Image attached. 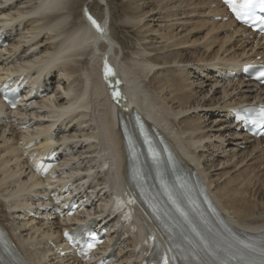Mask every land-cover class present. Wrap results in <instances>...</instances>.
<instances>
[{"label": "bare ground", "instance_id": "bare-ground-1", "mask_svg": "<svg viewBox=\"0 0 264 264\" xmlns=\"http://www.w3.org/2000/svg\"><path fill=\"white\" fill-rule=\"evenodd\" d=\"M92 1L91 9L95 2L103 8V17L97 18L107 26L105 36L83 21L76 29L65 30L74 20L71 2L69 6L64 0H0V31L14 36L0 52V81L26 73L33 75L38 90L49 84L48 96L27 97L19 110L10 111L0 102V223L21 252L32 264H85L62 256L50 243L60 245L63 231L88 220L90 214L96 225L109 229L107 236L113 242V248L106 246L102 255L115 256L114 264L139 263L141 230L125 227L108 209L113 192L133 190L119 119L134 108L167 133L184 165L201 173L233 223L264 231V210L250 208L248 204H253L235 189L244 185V177L228 174L222 184L210 173L215 156L242 160L247 148L264 146V138L247 135L231 117L232 108L264 102V86L228 75L230 69L257 56L264 60V40L237 24L220 0H120L127 13L124 24L138 28L145 43L135 52L137 56L128 58L113 34L110 1ZM192 13L202 14L225 37L205 35L190 41L184 30ZM218 16L229 18L215 19ZM188 47H196L199 60ZM104 56L123 82L126 100L121 106L112 103L102 81ZM220 91L221 96L214 97ZM24 124L27 129H21ZM226 141L227 146H222ZM32 142L36 144L27 149ZM41 149H53L63 160L58 169L64 174L51 185L32 172L30 157ZM102 162L109 165L105 171L100 168ZM253 177H257L251 179L254 187L263 186L258 184L263 180L259 174ZM67 192L64 200L85 201L78 217H61L63 206L54 196Z\"/></svg>", "mask_w": 264, "mask_h": 264}, {"label": "rangeland", "instance_id": "rangeland-1", "mask_svg": "<svg viewBox=\"0 0 264 264\" xmlns=\"http://www.w3.org/2000/svg\"><path fill=\"white\" fill-rule=\"evenodd\" d=\"M65 1V4H68L70 6V2H71V7H73V16H72V22L66 24V26L64 27L65 30L67 31H72L74 29H76L77 27L81 26L82 24L81 23H86V21L83 19V16H82V9H83V4H87V3H92L93 1L92 0H64ZM110 1V4H111V9H112V26H113V34H114V37H116V39L121 43V45L123 46V49H124V53L126 54V56L128 58H133L135 56H137L135 54L136 51L140 50V49H143L142 47H144V42H142V40L140 39L141 38V33L139 32V29L132 26V25H129V24H124V20L125 18L127 17V13H125L123 11V9L121 8V6L119 5L120 4V0H109ZM75 3V5H74ZM88 4V5H89ZM82 7H81V6ZM78 6V7H77ZM81 8H80V7ZM79 8V9H78ZM76 9V10H74ZM94 13L102 18L103 17V8L102 6L99 4V2H95L93 7H92ZM192 14H195L194 17H192L193 15ZM190 14V16L188 17V21H187V26L185 27V30L184 32L188 33V37L190 38V41H196V40H200L202 38V36L204 37L205 35H208V39H212V38H221L222 35L223 37H225L224 34H220L218 32H215L214 29H212V25L210 24H207L206 20L204 19L205 17L202 15V14H197L196 13H192ZM192 15V16H191ZM196 16V17H195ZM204 17V18H203ZM195 18V19H193ZM197 19V20H196ZM218 19V18H216ZM191 20H195L196 23H194V21H191ZM219 20V19H218ZM83 21V22H81ZM197 21H200L203 25L200 24V22H197ZM206 21V22H205ZM209 23V22H208ZM189 24V25H188ZM191 24H192V27H191ZM75 25V26H74ZM190 26V27H189ZM207 26V27H205ZM211 26V27H210ZM195 27V29L193 28ZM209 27V28H208ZM184 28V27H183ZM192 28L194 30H196L197 28H199L197 30V32L193 31ZM205 28V29H204ZM212 29L211 31H208V30ZM187 30V31H186ZM190 30V31H188ZM205 30V31H204ZM193 31V32H192ZM210 33H208V32ZM192 32V34H191ZM204 32V33H203ZM212 32V33H211ZM190 33V35H189ZM208 33V34H207ZM217 33V34H216ZM202 34V35H201ZM204 34V35H203ZM215 36H214V35ZM146 34H142V36H145ZM186 35V34H185ZM219 35V36H218ZM187 36V35H186ZM211 36V37H210ZM194 37V38H192ZM200 37V38H199ZM222 37V38H223ZM195 38H198L195 40ZM144 41V40H143ZM220 42V40H218ZM217 41L216 44H219ZM143 45V46H142ZM199 47V45L197 46ZM190 48V51L191 53L194 55L195 59H198L199 60V54L195 53L193 49H195L196 47H188ZM192 48V49H191ZM218 47L216 46V49ZM189 50V49H188ZM193 50V51H192ZM185 54V56L183 58L186 57V52L184 51L183 52ZM181 54L182 56L184 54ZM192 55V56H193ZM198 55V56H197ZM197 57V58H196ZM260 56H258L257 58L259 59ZM187 58V57H186ZM179 59H177L176 61H178ZM175 63V61H174ZM171 65H173V63H171ZM161 65H157L156 67L157 68H160ZM163 69V68H162ZM160 69V70H162ZM172 75V74H171ZM173 77V76H172ZM202 77H205L202 75ZM53 78V77H52ZM55 78V77H54ZM54 81V79L52 80ZM209 84L211 82H208ZM210 87L208 86V88L206 89H209ZM219 90H221V88H219ZM212 93H214V90L210 93V95H212ZM209 95V96H210ZM221 96V91L219 93H216V98L220 97ZM194 115V114H193ZM210 116V115H209ZM207 115V118L208 120L207 121H211V116L209 117ZM228 140V139H227ZM228 144V141L225 142V145H222V146H227ZM261 146V145H260ZM257 147V148H253V146L247 148V149H243L244 151L247 150V155L245 153L244 157H246L243 161V159L241 160L239 157H231V156H227V157H224L222 156V154L218 155V156H215V160H214V165L217 164V166L215 167L213 165V169L211 168L210 170V173L211 175H213L212 177H214L219 183H223L222 184H225L227 181H225V179L228 177L231 176H234V175H242V177H244V185H238L237 187L235 186V189L240 191V196H243L244 198H247L253 205H250V203L248 204V206L250 208H255L256 211H260V210H264V203L262 204V202H264L263 198H264V184H263V181H264V146H261V147ZM259 148V150H257ZM254 150V151H253ZM253 151V152H251ZM256 151H257V155H256ZM263 151V152H262ZM251 153V154H249ZM253 153V154H252ZM255 153V154H254ZM256 155V156H255ZM260 155V156H259ZM262 155V156H261ZM250 156H253V157H250ZM230 157V158H229ZM250 157V158H249ZM256 157V158H255ZM223 158V159H222ZM232 158V159H231ZM235 158V159H234ZM252 158V159H251ZM263 158V159H261ZM224 162V163H221L220 161ZM229 159H231L232 161H230ZM217 160V161H216ZM224 160V161H223ZM227 160V161H226ZM229 160V162H228ZM213 163L210 162V164ZM222 164V165H221ZM225 164V165H224ZM225 166V167H224ZM218 167H221V168H218ZM225 168V169H224ZM221 169V170H220ZM213 170V171H212ZM218 170V171H217ZM254 170V171H253ZM256 170V171H255ZM217 171V174H215ZM221 171V172H220ZM248 172V174H246ZM253 172V173H252ZM255 172V173H254ZM219 173V174H218ZM221 174V175H220ZM227 176H226V175ZM228 174H230L228 176ZM257 176V174L260 175V179H263V180H259L258 184H262L263 186L257 188L254 187L253 183H252V180L254 178V180L257 178V177H253L255 175ZM220 175V177L218 176ZM222 175H225V176H222ZM246 175V176H245ZM251 175V176H250ZM218 177L220 179H218ZM223 177V178H222ZM250 177V178H249ZM225 178V179H224ZM227 178V179H228ZM222 179V180H221ZM226 179V180H227ZM252 179V180H251ZM221 180V182H220ZM245 186V187H244ZM239 187V188H238ZM250 187V188H249ZM263 187V188H262ZM238 188V189H237ZM242 189V190H241ZM249 192V193H248ZM259 192V193H258ZM263 192V193H262ZM256 193V194H255ZM248 194V196H247ZM257 195V196H256ZM247 196V197H246ZM254 197V198H253ZM257 197V198H256ZM260 198V199H259ZM262 199V200H261ZM253 200V202H252ZM259 200V201H258ZM255 204V205H254ZM260 204V205H259ZM255 206V207H254ZM261 206V207H260ZM260 207V208H259Z\"/></svg>", "mask_w": 264, "mask_h": 264}, {"label": "snow or ice", "instance_id": "snow-or-ice-1", "mask_svg": "<svg viewBox=\"0 0 264 264\" xmlns=\"http://www.w3.org/2000/svg\"><path fill=\"white\" fill-rule=\"evenodd\" d=\"M226 3L231 8V11L236 15L237 19L243 20L245 22H248L250 19L255 17L256 9L259 8L261 11H264V0H226ZM89 19L96 27L97 31L103 34L104 29L101 27V25L93 17L89 16ZM253 23H255V20H253ZM260 23H264V20H261ZM104 73L105 79H108L110 76L115 75L111 67L108 65L107 61H105ZM261 76H264V72H261ZM117 83L119 82L117 81ZM119 96L120 93L118 90L113 91L114 98ZM259 126L264 127V108H261L259 112ZM153 158H156L155 152H153ZM65 235H68V233H65ZM92 247H94L93 244L88 245L89 249H91ZM244 248L255 251L252 245L249 244H244ZM260 254L261 256H264V248L260 249ZM164 264H167V258H165ZM260 264H264V260H261Z\"/></svg>", "mask_w": 264, "mask_h": 264}, {"label": "water", "instance_id": "water-1", "mask_svg": "<svg viewBox=\"0 0 264 264\" xmlns=\"http://www.w3.org/2000/svg\"><path fill=\"white\" fill-rule=\"evenodd\" d=\"M112 79L113 82V85H112V88H118L120 89V84L116 83L117 82V79H116V74L114 76H111L110 77ZM119 100H124V96L121 94V96L118 97Z\"/></svg>", "mask_w": 264, "mask_h": 264}]
</instances>
